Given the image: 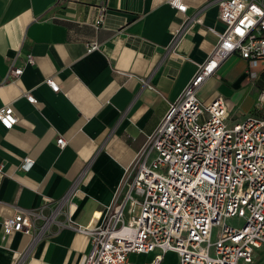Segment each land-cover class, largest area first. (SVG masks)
<instances>
[{"label": "crops", "instance_id": "crops-1", "mask_svg": "<svg viewBox=\"0 0 264 264\" xmlns=\"http://www.w3.org/2000/svg\"><path fill=\"white\" fill-rule=\"evenodd\" d=\"M167 1L0 0V108L11 104L18 116L11 129L0 123V264H84L90 238L69 225L95 226L112 210L147 135L214 50L209 28L224 30L216 0H184L186 13ZM200 10L202 23L176 38L186 16ZM90 42L99 48L88 52ZM12 66L23 72L8 79ZM262 67L251 76L247 62L231 55L197 95L222 97L230 122L262 115ZM25 156L35 163L24 173ZM17 212L37 214L32 232L2 238V221ZM251 264H264V245Z\"/></svg>", "mask_w": 264, "mask_h": 264}, {"label": "built area", "instance_id": "built-area-1", "mask_svg": "<svg viewBox=\"0 0 264 264\" xmlns=\"http://www.w3.org/2000/svg\"><path fill=\"white\" fill-rule=\"evenodd\" d=\"M215 2L224 30L209 28L217 37L214 50L147 135L124 174L112 210L95 226L69 225L90 238L84 264H135L128 258L132 253L153 254L143 264H162L167 253L176 256L177 264H251L264 245V114L230 122L222 97L204 102L197 95L200 85L231 55L247 62L251 76L250 69L264 65V5L258 0ZM167 3L177 12L187 11L184 0ZM103 11L96 27L102 25ZM201 13L186 16L175 30L176 38L202 23ZM98 48L97 42L87 45L88 52ZM25 61L34 63L32 55ZM22 72V66H12L8 79ZM45 82L59 91L51 78ZM24 97L36 103L30 92ZM257 104L264 106V88ZM0 123L6 129L18 123L11 104L0 108ZM56 143L66 145L62 137ZM34 163L25 156L18 168L29 172ZM56 210L41 229L54 220ZM35 216L17 212L5 218L2 238L32 232Z\"/></svg>", "mask_w": 264, "mask_h": 264}, {"label": "rangeland", "instance_id": "rangeland-1", "mask_svg": "<svg viewBox=\"0 0 264 264\" xmlns=\"http://www.w3.org/2000/svg\"><path fill=\"white\" fill-rule=\"evenodd\" d=\"M262 71L260 72V75L264 78V65L262 67ZM261 69V65L256 68L250 69V71H254L256 73L259 72ZM251 88L253 93H258L259 89L258 86L252 81ZM258 106V105H257ZM264 112V111H263ZM139 214V208L137 207L134 212V216H137ZM229 224L239 225L240 222L238 220H229ZM213 238H215V234H213ZM129 260L135 264H143L144 262H149L153 258V254L149 255H142V254H136L132 253L128 256ZM162 264H177V258L175 255H172V253L165 254Z\"/></svg>", "mask_w": 264, "mask_h": 264}]
</instances>
